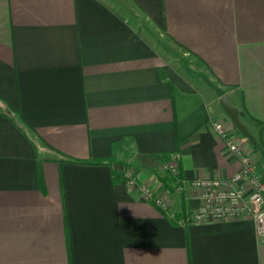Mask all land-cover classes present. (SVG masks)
Masks as SVG:
<instances>
[{
  "label": "crops",
  "instance_id": "1",
  "mask_svg": "<svg viewBox=\"0 0 264 264\" xmlns=\"http://www.w3.org/2000/svg\"><path fill=\"white\" fill-rule=\"evenodd\" d=\"M219 121L264 167V0H0V264H264L252 219L143 188L233 176Z\"/></svg>",
  "mask_w": 264,
  "mask_h": 264
},
{
  "label": "built area",
  "instance_id": "2",
  "mask_svg": "<svg viewBox=\"0 0 264 264\" xmlns=\"http://www.w3.org/2000/svg\"><path fill=\"white\" fill-rule=\"evenodd\" d=\"M212 127L225 141L230 152L238 159L240 169L229 178H196L188 183L184 178L179 177V169L175 164L176 156L164 163L162 170L168 175L170 182L175 183L176 178L180 185L176 186L180 192H184L187 185L198 190L200 199L198 209L191 212L188 218L181 223H210L250 218L254 221L258 238L264 241V177L224 122H214ZM128 181L131 186L138 185L137 178L131 174H128ZM143 188L148 200L169 216H173L174 213L171 210L166 191L156 193L150 188L144 186Z\"/></svg>",
  "mask_w": 264,
  "mask_h": 264
},
{
  "label": "water",
  "instance_id": "3",
  "mask_svg": "<svg viewBox=\"0 0 264 264\" xmlns=\"http://www.w3.org/2000/svg\"><path fill=\"white\" fill-rule=\"evenodd\" d=\"M220 105L231 119L235 128L247 139L253 141V135L246 124L241 120V111L231 102L229 95L224 94L220 98Z\"/></svg>",
  "mask_w": 264,
  "mask_h": 264
},
{
  "label": "rangeland",
  "instance_id": "4",
  "mask_svg": "<svg viewBox=\"0 0 264 264\" xmlns=\"http://www.w3.org/2000/svg\"><path fill=\"white\" fill-rule=\"evenodd\" d=\"M241 120L246 124L247 122H248V120H247V118L245 117V115L244 114H242L241 113ZM242 148V147H241ZM254 153H256L257 155L255 156V155H253ZM261 153H262V151L259 149V147L257 146V147H255V149H254V152L251 154H248L250 157H251V159H252V161L256 164V166H257V169H258V171H259V173L264 177V167H263V161L261 160ZM173 180V179H172ZM179 180V179H178ZM175 183L174 182H167V183H165L164 184V186H165V189H166V192L169 194L170 193V195H171V197H170V195H168V194H166L167 196H168V200H169V202L172 200V195H178V197L180 196V197H182V195H184V192H180V190L178 189V187L180 186L179 185V183H178V181H176V178H175ZM178 187H177V186ZM170 205H171V208H172V205L173 204H171L170 203Z\"/></svg>",
  "mask_w": 264,
  "mask_h": 264
},
{
  "label": "trees",
  "instance_id": "5",
  "mask_svg": "<svg viewBox=\"0 0 264 264\" xmlns=\"http://www.w3.org/2000/svg\"><path fill=\"white\" fill-rule=\"evenodd\" d=\"M239 132V131H238ZM240 133V132H239ZM179 177H181V175L179 176ZM166 183H167V181H166ZM182 208H181V213H178V214H173V216H172V220H173V222L174 223H177V224H179V223H181L183 220H185V219H187L188 218V216L190 215V212L186 209V205H185V196L184 195H182ZM161 212L162 213H164V214H167L166 212H164V211H162L161 210Z\"/></svg>",
  "mask_w": 264,
  "mask_h": 264
}]
</instances>
